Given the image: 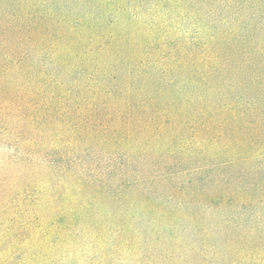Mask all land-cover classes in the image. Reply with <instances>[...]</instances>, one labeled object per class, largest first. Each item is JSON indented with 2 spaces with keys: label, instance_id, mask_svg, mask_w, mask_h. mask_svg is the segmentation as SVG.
<instances>
[{
  "label": "rangeland",
  "instance_id": "rangeland-1",
  "mask_svg": "<svg viewBox=\"0 0 264 264\" xmlns=\"http://www.w3.org/2000/svg\"><path fill=\"white\" fill-rule=\"evenodd\" d=\"M36 1L0 0V21L25 9L48 15L54 11L70 18L75 11L82 20L125 33L130 46L154 54L159 66L170 63L169 54H195L196 63L203 67L201 75L210 71L205 50L218 48L220 41L231 43L228 51L235 64L229 66L225 80L215 71L204 85L197 86L188 79L194 74L192 68L177 70L170 63L173 70L166 82L174 85L177 95L171 89L166 97L175 102L192 98V103L182 104L183 110L211 104L218 108L235 101L249 104L264 95V89L252 86L264 67V0H41L45 6ZM28 47L22 49L23 68L14 76L30 85L44 80L41 91L53 87L54 81L64 90L74 80L86 82L89 74L102 77L103 67L82 56L66 65L62 54L50 52L46 44L36 51ZM72 50L76 54L79 48ZM244 60L255 65L239 70ZM6 80L0 81V90L10 86ZM229 82L238 88L229 89ZM102 84L114 86L109 81ZM63 90L60 93L68 104L80 93ZM210 113L206 116L228 117L218 110ZM51 115L56 122L40 125L42 134L18 121L12 122L9 138L0 130V264H264V257L250 250L256 240L248 237L250 228L260 225L257 236L264 245V210L259 206L240 216L228 210L206 212L198 202L170 198L175 188L210 194L237 185L251 189L250 174L240 177L249 171L248 165L220 166L213 177L189 173V169L201 166L207 171L210 163L237 158L264 160L259 143L246 148L233 131L227 142L218 140L215 128L203 132L206 116L186 113L178 119L177 132L169 122L164 128L157 127L156 133L154 128L146 132L140 126L116 134L103 129H80L74 134L68 116L55 111ZM237 130L241 137L250 133L242 125ZM178 160L184 164L175 166ZM152 161L163 162L167 174L162 177L163 170ZM221 173L228 177L215 184ZM255 175L264 178V170ZM255 211L259 220L251 218ZM239 237L249 240L248 256L236 252L241 246ZM228 240H234L232 245Z\"/></svg>",
  "mask_w": 264,
  "mask_h": 264
},
{
  "label": "trees",
  "instance_id": "trees-1",
  "mask_svg": "<svg viewBox=\"0 0 264 264\" xmlns=\"http://www.w3.org/2000/svg\"><path fill=\"white\" fill-rule=\"evenodd\" d=\"M40 3L43 4V1L34 2V4ZM48 5L46 4V7L50 9ZM73 13L74 18H70L58 15L54 11L48 15L39 9L35 11L25 9L18 14L11 15L5 22L0 21V81H4L6 77L8 78L6 85L10 83L6 90H0V95H2L0 97V130L3 135L8 134L7 138L12 135L10 126L15 121L30 125L37 133H44V130L38 127L56 122L51 115L52 111L63 117L68 116L67 119L72 125L74 134L78 133L80 129H89L92 132L103 129L116 134L121 131L140 128V126L144 127L142 129H146V132H149V128H154L156 133L157 127L164 128L169 122L175 124V131L177 132L178 126L181 125L178 119L183 114L202 118L211 114L210 112L217 113L218 110L222 114L226 112L228 117L215 119L210 116L204 117L207 122L204 121L206 124L203 126V132L215 128L218 132L217 139L227 142L229 131H233L234 137L244 143L246 148L252 149L256 143H259L260 149H264V100L262 99L264 95L249 104H239L240 101H235V104H220L218 108L211 104V106L198 110L191 108L193 111L183 110L181 107L186 101L192 103V98L188 97L189 101L175 102V98L166 97L174 88L170 81L166 82V76L171 74V70H173L169 66L170 63L176 64L177 70L192 68L194 74L188 79L197 86L204 85V82L209 80L215 71H220L221 80H225L230 69L229 66L235 64L228 51L231 43L226 41L229 40H226V43L219 40L218 48L208 47L209 50H205L204 60H206L207 68L210 71L201 75L203 67L200 68L199 63H196L195 54L188 52L169 54L166 57L170 63L159 66L161 62L155 59L154 54L139 50L136 46H130L125 33L117 34L113 32L110 26H104L100 22L92 23L89 20H82L76 14L77 12L74 11ZM44 44L50 52L54 50L56 55L59 53L63 55L64 52H67L64 57L62 55L60 57L66 65L71 64L70 60L81 58V56L101 65L103 67L102 77L94 78L95 73L89 74L86 82L74 80L64 90L60 87L62 85L59 86L56 81L52 83L53 87L49 90L43 89L42 91L44 80L31 85L22 83L18 77L14 76V73H18V70L23 68L22 49L29 46L30 50L36 51L40 45ZM73 47L79 48L76 54L72 50ZM70 53H72V57H70ZM259 54L254 52L253 55L259 56ZM215 58L219 62L222 60L221 63H217ZM240 63L239 70L241 68L251 69V66L255 65L252 62L248 63L247 60ZM261 63L264 65V62ZM157 67L159 68L157 69ZM7 72H9V76L6 75L2 78V74ZM256 78L258 81H255V85L252 86L264 89L263 66L258 71ZM106 81L112 82L114 86L103 87L102 83ZM228 88L234 90L238 86L229 82ZM73 89L79 90L80 93L73 97L71 104H68L65 101L67 100L66 97L61 95L60 91L63 90L68 93ZM173 92L177 95L175 90ZM242 97L240 96V100H243ZM202 99L207 101L205 98ZM67 110L68 113L66 114ZM239 125H242L250 133L241 137L237 130ZM63 129L62 127L58 130V135H62ZM191 129L196 128L192 127ZM14 137L20 142L22 141L20 136L14 135ZM196 137H198V132L195 134L194 140ZM121 142L123 141L121 140ZM260 157H264V152ZM164 162L166 161L164 160ZM151 163L159 166L161 171L165 167L162 166L163 162L152 161ZM182 164H184L183 160L175 162V166ZM263 164L264 160H239L237 158V160L210 163L208 165L210 168L207 171H204L205 167L201 166L189 169V173L196 172L199 174V172H203L206 173V176L213 177L214 171L218 170L220 166L238 168L248 165L249 171L241 172L240 177L244 179L247 177L246 174H250V179L253 182L249 184V187L252 190L244 185H237L233 190L217 189L214 194H210L203 192L204 190L175 188L170 198L187 203L198 202L206 212L211 211V209L219 212L228 210L230 213L236 212L241 216L244 212L258 206L262 211L264 210V178L263 176L259 179L254 178V174H256L255 176L261 174L264 170ZM165 174L167 171L163 170L161 176L163 177ZM227 177V173L219 174L215 178V184L219 185ZM256 209L258 210V208ZM27 214L24 217L29 219ZM182 216L190 218L186 214H182ZM251 218L259 220L260 214H256L255 211ZM192 219H194L193 216ZM236 227L239 228L241 225L236 224ZM257 228H250L252 235H248V237L250 240L252 238L256 240L255 245L250 250L253 249L264 257V245L261 243V238L257 236ZM236 240L241 244L240 248L236 250L237 254L243 253L248 256L249 252H245L249 241L247 237H239ZM233 241L228 240L227 242L232 245Z\"/></svg>",
  "mask_w": 264,
  "mask_h": 264
}]
</instances>
